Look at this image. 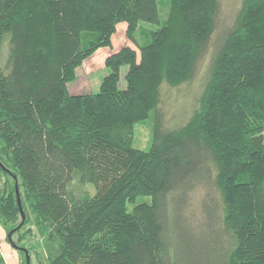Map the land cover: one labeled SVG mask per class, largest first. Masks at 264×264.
<instances>
[{
	"label": "trees",
	"instance_id": "trees-1",
	"mask_svg": "<svg viewBox=\"0 0 264 264\" xmlns=\"http://www.w3.org/2000/svg\"><path fill=\"white\" fill-rule=\"evenodd\" d=\"M162 1L0 0V225L15 245L21 207L39 264H264V0L221 28L220 0H167L140 42ZM120 22L138 55L122 46L96 92L70 94ZM208 53L190 116L155 114L149 149L134 148L162 85Z\"/></svg>",
	"mask_w": 264,
	"mask_h": 264
},
{
	"label": "rangeland",
	"instance_id": "rangeland-1",
	"mask_svg": "<svg viewBox=\"0 0 264 264\" xmlns=\"http://www.w3.org/2000/svg\"><path fill=\"white\" fill-rule=\"evenodd\" d=\"M163 4L159 8V23H142L140 29L137 32V36L140 42H142L141 35L142 29L154 30L158 28L163 19L165 18L168 10L166 5L167 0L162 1ZM220 23L219 27L229 23L236 9H238L240 0H220ZM126 23L120 22L116 25V31L111 37V47H102L96 50L89 58L84 60L77 68L75 72V79L67 83V89L70 94H84L90 92H96L99 88V84L102 78L108 74L109 69L105 67V58L114 51H117L122 46H129L136 50L138 55V49L135 47L125 36ZM210 53L198 63L193 76L186 82L176 86L170 87L166 84L161 87V100L158 107L151 111L147 119L140 121L134 125V133L132 139V146L134 148L147 150L151 144V127L155 119V114H159L162 118L163 124L169 127L179 126L190 116L192 110L196 106V99L200 90L203 87V83L206 79L207 64ZM128 69L127 65L120 67V80L118 83L119 88L125 86L124 75ZM264 136V133H263ZM1 174V173H0ZM4 178V177H3ZM0 179L2 176L0 175ZM75 187V184L72 185ZM84 189L91 192L92 188L86 186L85 188L75 187L74 190L77 193L84 192ZM199 192L193 194V200L196 201ZM142 200L147 201L145 197ZM24 221V220H23ZM20 223L10 229L9 233L11 239L14 241L18 248H14L12 244L7 240L6 229L0 225V253L3 256L6 264H25V259L20 252V248L34 246L33 251L30 254L33 264H39V261H45L44 255L38 253L39 246H36V242L33 236L28 235L27 228L21 229ZM17 223V222H16ZM17 229V230H16ZM14 230H16L14 232ZM12 233V234H11ZM18 249V250H17ZM38 253V254H37Z\"/></svg>",
	"mask_w": 264,
	"mask_h": 264
},
{
	"label": "water",
	"instance_id": "water-1",
	"mask_svg": "<svg viewBox=\"0 0 264 264\" xmlns=\"http://www.w3.org/2000/svg\"><path fill=\"white\" fill-rule=\"evenodd\" d=\"M14 179H15V176H14ZM15 194H16L17 203H18V205L20 207V197H19L18 187H17V184L16 183H15ZM20 213H21V219L23 221L24 220V215H23V212H22V208L21 207H20ZM8 239H10V233L8 234ZM12 245H13V247L18 248L14 244H12ZM20 249L24 252V255H25V264H29L30 258H29L28 252L24 248H20Z\"/></svg>",
	"mask_w": 264,
	"mask_h": 264
}]
</instances>
